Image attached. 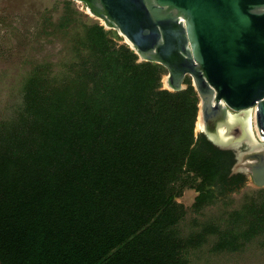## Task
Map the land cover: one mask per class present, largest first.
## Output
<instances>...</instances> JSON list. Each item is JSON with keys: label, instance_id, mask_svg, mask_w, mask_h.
<instances>
[{"label": "trees", "instance_id": "16d2710c", "mask_svg": "<svg viewBox=\"0 0 264 264\" xmlns=\"http://www.w3.org/2000/svg\"><path fill=\"white\" fill-rule=\"evenodd\" d=\"M120 39L95 23L77 79L43 92L29 79L34 139L0 152V264H185L175 198L194 187L198 208L245 181L196 136L191 81L163 88L165 66Z\"/></svg>", "mask_w": 264, "mask_h": 264}, {"label": "rangeland", "instance_id": "374dc122", "mask_svg": "<svg viewBox=\"0 0 264 264\" xmlns=\"http://www.w3.org/2000/svg\"><path fill=\"white\" fill-rule=\"evenodd\" d=\"M65 1L0 0V152L34 139L33 117L26 113L29 79L42 76L40 92L71 84L88 60V28L100 23L112 29L84 3ZM119 36L118 43L128 44ZM198 121L196 136L201 133ZM250 132L256 138L252 123ZM198 194L185 185L175 198L182 206L175 232L184 244V263L264 264V186L248 175L241 186L218 189L211 203L197 208Z\"/></svg>", "mask_w": 264, "mask_h": 264}, {"label": "water", "instance_id": "95a60500", "mask_svg": "<svg viewBox=\"0 0 264 264\" xmlns=\"http://www.w3.org/2000/svg\"><path fill=\"white\" fill-rule=\"evenodd\" d=\"M75 1L124 36L138 61L165 66L163 88L192 78L200 132L215 144L227 146L239 116L253 112L257 148L245 160L264 186V0Z\"/></svg>", "mask_w": 264, "mask_h": 264}, {"label": "flooded vegetation", "instance_id": "af4514ba", "mask_svg": "<svg viewBox=\"0 0 264 264\" xmlns=\"http://www.w3.org/2000/svg\"><path fill=\"white\" fill-rule=\"evenodd\" d=\"M234 113V112H233ZM253 112L248 111L245 114H242L239 116L240 121L236 123L234 126V132L230 135L229 143L226 146L215 144L212 140L208 138V136L205 134L207 139L213 143V145L216 146V148H219L221 151L228 153L232 155L233 157V163L231 166V173L230 175H238L241 176L242 179L244 178L246 180V177L249 175L252 179L251 172L247 167V161L245 160L249 154L253 150V145H257L255 143V138L250 132L251 128V114ZM202 127V124H201ZM203 133V132H202ZM255 148V147H254ZM257 148V146H256Z\"/></svg>", "mask_w": 264, "mask_h": 264}, {"label": "bare ground", "instance_id": "6f19581e", "mask_svg": "<svg viewBox=\"0 0 264 264\" xmlns=\"http://www.w3.org/2000/svg\"><path fill=\"white\" fill-rule=\"evenodd\" d=\"M165 83H166V81H165ZM201 120H202V118H201V115H200V118H199V121H198V122H199L198 124H199L200 126H201V122H202Z\"/></svg>", "mask_w": 264, "mask_h": 264}]
</instances>
